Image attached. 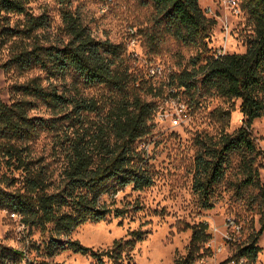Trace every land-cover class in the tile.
Returning a JSON list of instances; mask_svg holds the SVG:
<instances>
[{"label": "trees", "instance_id": "trees-1", "mask_svg": "<svg viewBox=\"0 0 264 264\" xmlns=\"http://www.w3.org/2000/svg\"><path fill=\"white\" fill-rule=\"evenodd\" d=\"M30 1L0 0L1 26L11 13L25 16L21 28H3L17 34L18 40L2 65L38 67L47 78L46 83L40 76L15 82L11 100L0 97V152L10 172L0 173V208L15 212L24 226H38L46 232L43 250L47 256L66 247L90 255L95 264H106L105 256L114 264H124L123 253L128 257L146 230H129L131 237L116 238L105 248L84 245L71 237V232L87 220L122 216L128 206L114 204L117 191L126 185L141 189L151 184L148 157L137 143L151 131L158 99L170 85L183 87L191 108L205 94L239 98L241 124L230 132L222 129L218 134L200 137L192 186L201 206L212 207V193L227 178L231 156L236 155L233 183L237 192L255 191L252 197L258 201L260 216L258 228L244 240L234 242L236 253L228 258L236 263L243 257L254 263L261 249L257 240L264 231V182L260 176L262 150L249 127L254 118L264 114V0H239L252 23L246 49L218 54L207 44L216 19L205 13L199 0H149L153 23L144 31L145 47L155 52L168 36L197 48L190 66L184 64L156 80L146 79L141 70L129 67L124 43L94 36L71 10L62 11L66 38L46 42L36 38L31 33L43 26L46 18L43 13L28 11ZM26 38L30 40L24 41ZM66 76L72 78L69 86L75 88L74 92L69 86L59 89L53 81ZM78 81L108 86L114 92L102 114L95 98L77 95ZM142 92L151 97L146 98ZM39 103L50 111L48 115L32 112ZM215 110L226 123L230 110ZM92 112L96 113L93 118L88 115ZM57 121L62 130L53 137L51 155L60 162L55 173L50 161L29 150L28 141L42 130L56 128ZM185 227L191 229L190 238L185 252L177 254L173 264H196L211 237L204 221ZM24 256V249L0 240V264H18Z\"/></svg>", "mask_w": 264, "mask_h": 264}, {"label": "rangeland", "instance_id": "rangeland-1", "mask_svg": "<svg viewBox=\"0 0 264 264\" xmlns=\"http://www.w3.org/2000/svg\"><path fill=\"white\" fill-rule=\"evenodd\" d=\"M199 3L207 15L216 19L207 41L210 51L243 52L246 49V38L252 32V23L246 13L242 10L235 13L227 0H199ZM64 9L77 14L94 36L124 43L128 57L126 62L133 71L143 72L154 63L160 64L165 73L181 68L184 64L190 66L191 58L197 50L196 46L183 45L168 36L160 41L155 52L145 47L144 31L149 30L153 23V9L149 0H67L64 3L60 0H31L28 11L43 13L46 18L44 25L31 34L43 42L66 38L62 23ZM24 17L22 13H11L7 22L3 23L5 26L0 25V97L5 101L11 100V88L15 82L33 76H40L43 83L47 82L45 73L38 67L21 69L2 65L18 40L17 34L3 28H21ZM28 40L30 38L24 39ZM158 78L160 76H154L152 80ZM71 80L70 76H66L53 81L62 89L69 86ZM69 88L74 92L75 88ZM77 92V95L95 98L99 104V114L107 109L114 96L108 86L85 85L81 81L77 83ZM142 94L146 98L151 97L147 92ZM182 97L188 100L187 93H182ZM239 102V98L228 100L205 94L192 106L188 119L174 126L168 121H156L154 115L150 133L137 143L138 148H143L148 157V168L153 178L151 184L141 189H134L131 185L119 189L113 197L114 204L126 205L128 211L122 216L87 220L72 230L71 237L77 238L84 245L105 248L116 238L131 237L129 230L141 228L147 233L134 243L128 257L123 253L124 264H173L175 256L185 252L190 238L191 229L185 225L204 221L213 237V246L203 249L204 261L201 264H264V231L257 240L261 249L254 263L245 259L235 263L228 258L236 253L234 242L244 240L250 231L258 228L260 216L258 201L252 197L255 191L250 188L237 192L236 184L233 183L236 155L231 156L226 170L227 178L212 193V207L201 206L192 186L194 156L199 148L200 137L218 134L222 129L230 132L237 128L243 117ZM217 107L230 110L226 123L218 115L219 110H215ZM32 112L42 115L50 113L40 103ZM95 112L88 115L93 118ZM57 123L56 128L42 130L28 141L29 150L50 161L55 173L60 162L51 155L53 137L62 130L60 123ZM249 131L262 150L260 176L264 182V114L253 119ZM4 160L0 152V173L6 172L9 175ZM104 198L110 199L106 195ZM227 218H232L240 229L225 228ZM224 232L235 240H227ZM45 235L46 232H42L38 226H24L8 210L0 208V240L25 251L24 258L18 264L31 258L33 261H28L29 264H41L42 261L95 264L90 255L66 247L58 249L52 256L45 255ZM219 244H223V247L217 250ZM104 258L106 264H114L111 258Z\"/></svg>", "mask_w": 264, "mask_h": 264}, {"label": "built area", "instance_id": "built-area-1", "mask_svg": "<svg viewBox=\"0 0 264 264\" xmlns=\"http://www.w3.org/2000/svg\"><path fill=\"white\" fill-rule=\"evenodd\" d=\"M227 2L231 5L232 9L235 13H240L241 8L239 6V0H227ZM221 53L214 52V54ZM164 72V74H163ZM169 73V71L167 72ZM167 73H165L164 68L158 64H150L147 66L145 70H143L142 75L146 79H152L154 76H160V78H164ZM183 87H177V86H168L164 92V94L161 96L159 101L156 102V106L154 109V115L156 118V121H168L170 125H179L183 121L188 119L189 114L191 113V106L189 103L183 99L182 93H183ZM10 215L13 217H16L15 212H10ZM231 227L232 229H240L239 224H237L232 218H227V221H225V228ZM224 237L227 238V240L234 239L231 238L227 234V232H224ZM213 246V237H210L205 242V247H212ZM223 247V244H219L216 246L217 250H220ZM245 258L241 257L240 260H244ZM239 260V261H240ZM28 259L23 260V264H29ZM204 261L203 257L199 258L197 260L196 264H201ZM234 262V260H231Z\"/></svg>", "mask_w": 264, "mask_h": 264}]
</instances>
